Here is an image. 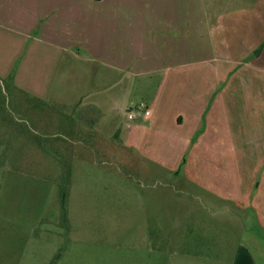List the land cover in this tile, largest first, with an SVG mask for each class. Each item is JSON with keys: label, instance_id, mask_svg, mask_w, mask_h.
I'll return each instance as SVG.
<instances>
[{"label": "rangeland", "instance_id": "rangeland-1", "mask_svg": "<svg viewBox=\"0 0 264 264\" xmlns=\"http://www.w3.org/2000/svg\"><path fill=\"white\" fill-rule=\"evenodd\" d=\"M249 2L241 15L254 17L252 22H225L215 0L199 4L198 13L220 17L210 31L196 30L191 74L172 71L180 87L170 77L163 92L197 97L195 119L180 132L158 130L161 118L154 127V117L129 120L131 105L151 100L158 87L144 88L150 77L100 61L89 97L75 108L46 105L0 84V264H209L234 258L235 214L213 202H223L215 193H247L241 181L245 155L255 145L238 151L239 173L220 163L195 165L190 158L204 128L219 122L228 69L264 61V0ZM252 71L241 73L245 81ZM253 87L244 84L246 92ZM105 96L122 108H89ZM249 121L243 119L244 125ZM251 219L245 218L246 240Z\"/></svg>", "mask_w": 264, "mask_h": 264}, {"label": "crops", "instance_id": "crops-1", "mask_svg": "<svg viewBox=\"0 0 264 264\" xmlns=\"http://www.w3.org/2000/svg\"><path fill=\"white\" fill-rule=\"evenodd\" d=\"M249 1L215 0L222 10L218 15L225 16V22L236 17L254 21L252 16L241 15L246 5H253ZM203 3L204 0H0V77L7 78L15 69L14 85L18 89L40 101L75 108L89 97L96 83V61L116 71L143 74L150 77L142 82L144 88L158 87L154 98L144 100L151 114L143 119L154 117L150 121L154 127L161 118L163 124L157 126L158 130L180 132L195 119L197 97L179 92L172 98L163 92L170 77L180 87L176 80L179 75L172 71L184 69L189 76L196 65L192 61L197 51L196 30L210 31L217 24V14L210 18L207 12L198 13ZM75 62L79 64L76 71ZM243 69H228L230 76L220 95L219 122L204 128L190 158L195 165L197 161L201 165L220 163L239 173L243 159L238 151L242 146L255 145L245 155L246 173L241 181L247 193H215L223 202H213L235 214L239 241L235 242L234 258L225 261L224 257H216L209 264H260L261 260L264 264V61L250 67L251 80L241 76L242 72H250ZM155 75L157 81H151ZM249 83L254 87L246 92L244 84ZM119 104L111 96L88 103L89 108L109 107L116 112L122 108ZM245 118L251 120L249 126L244 125ZM182 141L192 143L190 137H182ZM213 147L220 148L217 154L212 152ZM251 214L246 240L245 218Z\"/></svg>", "mask_w": 264, "mask_h": 264}, {"label": "built area", "instance_id": "built-area-1", "mask_svg": "<svg viewBox=\"0 0 264 264\" xmlns=\"http://www.w3.org/2000/svg\"><path fill=\"white\" fill-rule=\"evenodd\" d=\"M151 114L149 105L145 101L133 103L128 110V119L131 121L138 120L140 117H148Z\"/></svg>", "mask_w": 264, "mask_h": 264}, {"label": "trees", "instance_id": "trees-1", "mask_svg": "<svg viewBox=\"0 0 264 264\" xmlns=\"http://www.w3.org/2000/svg\"><path fill=\"white\" fill-rule=\"evenodd\" d=\"M14 76H15V69L12 71V73H11L7 78L3 79V78L0 77V84L2 83V84L5 86L6 91H9V92H11V93H12V92H13V93H15V92H17V93H21V94H24V95H26V96H28V97L34 99V100L40 101V100H38V99H36V98L30 96V95H29L28 93H26L25 91L18 89V88L14 85ZM40 102H42L43 104H46V105L49 104V105H51V106H56V105L51 104V103H49V102H44V101H40ZM56 107H58V108H63V107H60V106H56Z\"/></svg>", "mask_w": 264, "mask_h": 264}]
</instances>
